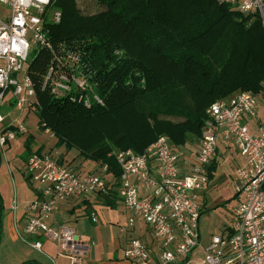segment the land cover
<instances>
[{
  "label": "built area",
  "instance_id": "1",
  "mask_svg": "<svg viewBox=\"0 0 264 264\" xmlns=\"http://www.w3.org/2000/svg\"><path fill=\"white\" fill-rule=\"evenodd\" d=\"M243 14H259L264 27V0H217ZM6 11L0 13V124L5 121L1 109L7 93L17 108L39 106L35 84L27 73L33 50H52L47 21L59 24L61 12L52 10V0H0ZM51 14V17L49 15ZM91 74L79 51L54 55L42 80L43 89L52 96L91 108L103 106V98L90 84ZM258 113V100L248 91L216 101L207 109V120L195 160L188 172L179 167V153L167 136H160L141 154L132 150L114 153L121 169L118 195L131 214L128 225L142 218L159 242L157 264H264V120L253 135L248 126ZM50 133L49 130H45ZM27 127L17 120L0 127V150L19 135H27ZM53 135V134H52ZM238 149L244 164L236 170L235 191L242 196L234 212L229 232L212 236L203 249L204 259L193 262L192 253L201 247L199 205L200 193L210 182V167L218 148V140ZM107 166L100 171L77 174L48 154H32L25 163V174L43 184V200L27 203L30 218L19 237L38 252L43 236L55 241L59 255L70 264H81L88 247L70 226L50 227L45 219L58 205L74 196H88L109 190ZM17 202L14 201V212ZM93 221L97 219L93 216ZM124 258L134 264H153L145 245L130 240Z\"/></svg>",
  "mask_w": 264,
  "mask_h": 264
},
{
  "label": "trees",
  "instance_id": "2",
  "mask_svg": "<svg viewBox=\"0 0 264 264\" xmlns=\"http://www.w3.org/2000/svg\"><path fill=\"white\" fill-rule=\"evenodd\" d=\"M94 1L101 11L86 15L77 0H52L62 17L46 27L61 54H83L103 106L85 108L43 89L46 49L33 50L27 65L39 125L58 147L120 176L115 152L141 154L162 135L178 150L201 139L212 103L240 91L264 98L259 14L243 15L217 0Z\"/></svg>",
  "mask_w": 264,
  "mask_h": 264
},
{
  "label": "crops",
  "instance_id": "3",
  "mask_svg": "<svg viewBox=\"0 0 264 264\" xmlns=\"http://www.w3.org/2000/svg\"><path fill=\"white\" fill-rule=\"evenodd\" d=\"M5 101L6 106L3 108H6L8 114H3L6 118L5 121L0 124V127H5L12 121L17 120L19 122H22L28 129L27 135H19L16 141H12L7 145L8 149L13 148L14 146H20L25 149L24 153L21 154V158L23 160V172H25V163L28 157L32 154L52 155L59 164L69 166L77 174L80 175L94 173L101 170V165L84 159L76 150L68 151L65 146L58 147L54 144L50 148V146L41 143L37 138L35 132L26 123L27 119L22 121L24 116L28 114L29 117V113L35 108L28 106L23 110L21 109V114L19 115V117L10 119V112L12 109L14 110L16 106L15 99L11 96L10 93H7ZM263 120L264 114L257 113V117L254 120H250L248 122V126L253 135H257L258 127ZM37 128H41L40 125H38ZM44 133L45 135H50L51 139H55L52 133H48L46 131H44ZM222 143H224V146H222ZM189 144L180 147L178 150L175 149L180 155L179 167L183 173L189 171L194 163L195 156L198 151L197 149L193 156L190 151L186 152L187 150H185L184 147H188ZM230 144L231 143L226 142L222 139L218 140L217 152L212 160L210 167V182L199 196L201 216L202 212L206 209V205L208 202L207 193L210 189H212L214 185L216 172L220 166V160L222 157L218 155H223V153L228 152ZM181 150L183 153L182 155ZM237 152L239 153L238 149ZM182 156L183 159H181ZM216 156L220 158H216ZM242 161L243 162L238 166V168L244 164L243 158ZM214 166L215 168L213 170ZM118 179L119 176H116L112 172H108L106 181L108 183L109 190L107 192H97L88 196L70 197L61 202L58 205L57 209L52 214H50L45 219V221L52 228H58L60 226H70L77 231L78 235L81 238V241L84 242L88 247V251L83 257L81 264H134L124 258V251L127 248L130 240L133 238L139 239L145 245L150 253L153 264H157L160 248L159 242L154 237L149 225L142 218H135V224L133 227H130L128 225L131 214L124 206L121 197L118 195ZM42 189L43 184L40 183V186L37 189L32 190L31 197L28 198V200L22 201L19 206L17 205L15 213L10 216L9 226L11 234L16 233L19 237V233L22 234V232L25 230L30 218L34 216L27 210V203L33 200H43ZM93 216L96 217V222L93 221ZM1 222L2 220L0 218V223ZM114 230H118L120 233L130 231L132 236L130 235V238L124 242L111 239L110 244H107L106 238L111 237ZM229 231L230 230L228 229L227 232ZM29 240H39L42 243L43 252H38L32 247H29L44 256L47 261L40 263L36 260H28L22 262L21 264H27L29 262V264H70V261L67 258L61 257L59 255V247L55 241L43 236L42 234L37 235V237H31L29 238ZM196 251L197 250L192 253L191 259L194 257Z\"/></svg>",
  "mask_w": 264,
  "mask_h": 264
},
{
  "label": "rangeland",
  "instance_id": "4",
  "mask_svg": "<svg viewBox=\"0 0 264 264\" xmlns=\"http://www.w3.org/2000/svg\"><path fill=\"white\" fill-rule=\"evenodd\" d=\"M77 4L82 13L86 15L101 11V8L96 5L94 0H77ZM54 9L56 8L53 7L52 10ZM5 12L0 6V13L4 14ZM49 17H51V14ZM60 48L58 49L53 46L52 50H46L50 55L48 65L53 60L54 55L62 53L63 48ZM257 100L258 113L264 114V98L259 96ZM35 109L37 110L38 106ZM35 109L29 113V117L26 114L22 121L27 119L26 123L32 128L41 143L50 146V148L53 144L56 146L58 140L55 136L53 140L50 135H45V130L42 127L37 128L39 118ZM1 112L2 114H6V108H2ZM10 113L11 115H8L10 119L19 117L21 109L15 106L14 110L12 109ZM199 142L200 138L192 141L188 146L189 148L186 146L184 149L187 150L186 152L190 151L193 156L199 147ZM222 146H224V143H222ZM24 150L20 146H14L11 149L6 147L5 154L0 150V218L2 220L0 229V264H21L28 260H36L40 263L47 261L44 256L31 249V246L19 238L16 233L11 234L9 226L10 216L15 213L14 201L19 206L22 201L28 200L31 197L33 189H37L40 186V183L34 182L22 170L23 160L21 154L24 153ZM218 156L222 157L220 166L216 172L214 185L207 193L208 202L200 219L201 247L197 249L192 258L193 262L197 263H200L204 259L203 249L207 248L210 244L212 236L221 235L232 227L235 209L238 202L242 199V196L237 195L234 184L236 170L243 162L235 145L230 144L228 152ZM181 159H183V156ZM130 235V231L120 233L118 230H114L113 235L106 238V243L110 244L111 239L124 242L130 238Z\"/></svg>",
  "mask_w": 264,
  "mask_h": 264
}]
</instances>
